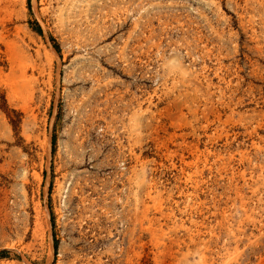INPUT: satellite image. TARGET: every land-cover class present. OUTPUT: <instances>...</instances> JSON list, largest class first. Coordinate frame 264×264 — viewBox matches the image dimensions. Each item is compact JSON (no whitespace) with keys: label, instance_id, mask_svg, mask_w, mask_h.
<instances>
[{"label":"rangeland","instance_id":"rangeland-1","mask_svg":"<svg viewBox=\"0 0 264 264\" xmlns=\"http://www.w3.org/2000/svg\"><path fill=\"white\" fill-rule=\"evenodd\" d=\"M0 264H264V0H0Z\"/></svg>","mask_w":264,"mask_h":264}]
</instances>
